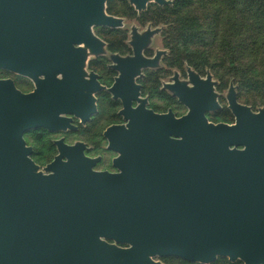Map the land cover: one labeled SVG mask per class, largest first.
<instances>
[{"label":"water","instance_id":"obj_1","mask_svg":"<svg viewBox=\"0 0 264 264\" xmlns=\"http://www.w3.org/2000/svg\"><path fill=\"white\" fill-rule=\"evenodd\" d=\"M106 1L0 0V69L35 84L25 94L0 79V264H264V109L239 104L231 86L235 122L209 123L205 113L219 109L211 76L191 71V87L177 77L167 85L186 115L146 109L133 79L161 56H142L154 31H133V55L111 57L119 76L108 91L127 123L104 136L119 172L93 170L82 143L55 141L43 171L30 158L27 131L75 130L70 116L85 123L95 113L92 93L104 88L83 66L103 43L91 28L122 24ZM151 2L170 3L130 0L138 11Z\"/></svg>","mask_w":264,"mask_h":264},{"label":"rangeland","instance_id":"obj_2","mask_svg":"<svg viewBox=\"0 0 264 264\" xmlns=\"http://www.w3.org/2000/svg\"><path fill=\"white\" fill-rule=\"evenodd\" d=\"M169 5L160 6L154 2L148 3L146 8L138 11L130 3V0H107L105 13L111 17L120 19L122 24L118 28L106 26H93L91 31L103 43L101 54L94 55L87 51L84 71L86 74L94 72L98 75L100 83L105 87L101 92L95 94L96 114L90 121L81 124L73 116V124L77 126L76 131H56L38 128L27 131L24 141L27 147L31 148L30 158L43 171L44 167L51 163L58 154L55 146L56 140H63L66 144L73 145L82 143L86 148V155L100 158L95 170L114 171L112 160L116 153L107 148V140L103 136L104 131L111 125L124 124V119L119 115L121 102L113 99L108 88L112 86L118 77V71L114 70L111 57L113 55L122 58L131 57L133 50L131 46L132 32L144 35L147 31H154L145 48L142 56L152 59L158 52L160 58L153 67H145L135 77V82L140 86V97L147 102V107L156 112L171 110L176 117L185 115L188 108L183 105L171 91L165 88L174 76L181 82L190 84L188 72L191 71L201 78L211 76L213 91L216 94V101L219 109L205 113L209 123L233 124L235 117L228 107L227 96L231 86L234 87L236 99L239 104L247 106L256 113L264 109V85L258 83H239L237 76L233 74L226 65V58L217 54L216 57L205 59L202 48L194 52L183 53L185 48L171 49L168 45L169 24L161 21L164 17V7L173 8L180 0H167ZM160 10V11H159ZM184 48V49H183ZM0 79L13 81L16 88L22 92H30L34 89V82L29 78H23L5 69H0ZM22 81H25L24 83ZM77 122V123H76ZM126 247L125 245H119ZM154 261L162 264H203L189 262L177 257H154ZM208 264H244L240 260L230 261L226 257H217Z\"/></svg>","mask_w":264,"mask_h":264},{"label":"trees","instance_id":"obj_3","mask_svg":"<svg viewBox=\"0 0 264 264\" xmlns=\"http://www.w3.org/2000/svg\"><path fill=\"white\" fill-rule=\"evenodd\" d=\"M160 10L171 49L220 54L239 83L264 85V0H180Z\"/></svg>","mask_w":264,"mask_h":264},{"label":"flooded vegetation","instance_id":"obj_4","mask_svg":"<svg viewBox=\"0 0 264 264\" xmlns=\"http://www.w3.org/2000/svg\"><path fill=\"white\" fill-rule=\"evenodd\" d=\"M155 56H156V55H155ZM155 56H154V57H155ZM154 57H153V58H154ZM156 63H157V62H156ZM155 65H156V64H155ZM111 66H112V65H111ZM141 69H142V68H141ZM141 69H140V70H141ZM83 70H84V66H83ZM114 70H115V69H114ZM116 71H117V70H116ZM84 72H85V71H84ZM91 73H93V74L96 75V81L99 83V85H100L102 88H105V87L100 83V81H99V79H98V75H97L96 73H94V72H91ZM91 73H90V74H91ZM118 73H119V72H118ZM90 74H86V73H85V75H86V80H89V75H90ZM118 76H119V75H118ZM136 76H137V75H136ZM136 76H135V77H136ZM20 77H21V76H20ZM135 77H134V79H133V80H134V83H135L136 85H138V84L135 82ZM175 77H177V76H174V77L172 78V81H171L170 83H166V84H165V88H166L167 90L171 91L170 89L167 88V85H172V84H174V80H173V79H174ZM199 77H200V76H199ZM23 78H24V77H23ZM200 78H201V77H200ZM177 79H178L179 82H181V81L179 80L178 77H177ZM202 79H205V78H202ZM188 80H189V78H188ZM12 82H13V81H12ZM22 82L24 83L25 81H22ZM114 83H115V81H114ZM114 83H113V84H114ZM181 83H184V82H181ZM13 84H14V83H13ZM113 84H112V86H113ZM186 84H187V83H186ZM34 85H35V84H34ZM187 85H188L189 87L192 86L191 83H190V84H187ZM14 86H15V85H14ZM112 86H111V87H112ZM138 86H139V85H138ZM111 87H109V88H111ZM34 88H35V86H34ZM109 88H108V89H109ZM16 89H18V88H16ZM18 90H19V89H18ZM33 90H34V89H33ZM33 90H32V91H33ZM102 90H103V89H100V90H98V91L92 93V97L94 98L95 113L91 114V116H90V118H89L88 121H90L91 117L94 116V115L96 114V111H97V110H96L97 102H96V99H95V94L101 92ZM19 91H21V90H19ZM32 91H30V92H32ZM21 92H22V91H21ZM30 92H22V93H25V94H26V93H30ZM171 92H172V91H171ZM172 93H174V92H172ZM138 97H139L140 100H144V99H142V98L140 97V86H139V96H138ZM115 100H119V101L121 102V100H120L119 98H118V99H115ZM138 105H139V103L136 102V101H133V102L131 103L132 108H136ZM183 105H184V104H183ZM122 108H123V106H122V102H121V109L119 110V112L122 110ZM145 108L148 109V110L153 111V112L156 113V114H167L169 111H171V110H167L166 112H162V113H161V112H156V111H154L153 109L147 107V102H146V101H145ZM216 110H218V109H216ZM214 111H215V110H214ZM171 112H172V111H171ZM188 112H189V109H188ZM188 112H187V113H188ZM172 113H173V112H172ZM187 113H186V114H187ZM186 114H185V115H186ZM119 115H120V114H119ZM173 115H174V113H173ZM120 116H122V115H120ZM174 116H175V115H174ZM183 116H184V115H183ZM70 117H71V116H70ZM175 117H176V116H175ZM181 117H182V116H180V117H176V118H181ZM74 118H75V117H74ZM122 118H123V116H122ZM71 119H72L71 124L75 127V130H69V131H76V130H77V126H75V125L73 124V118H72V117H71ZM75 119L78 120V121L81 123V120H80L79 118H75ZM123 119H124V118H123ZM88 121H86V122H88ZM86 122H85V123H86ZM76 123H77V122H76ZM126 123H127V121L124 120V124H114V125H126ZM81 124H84V123H81ZM225 124H226V123H225ZM114 125H111V126H114ZM229 125H231V124H229ZM111 126H109V127H111ZM109 127H108V128H109ZM108 128H106V130H107ZM106 130H105V131H106ZM65 131H66V130H65ZM105 131H104V132H105ZM103 136H104V133H103ZM104 137H105V136H104ZM105 139H106V138H105ZM106 140H107V139H106ZM56 141H57V140H56ZM62 141H63V140H62ZM63 143L66 144L64 141H63ZM66 145H68V146H73V145H75V144H73V145L66 144ZM108 145H109V143H108V140H107V148H108ZM55 146H56V145H55ZM56 147H57V146H56ZM84 147H85V145H84ZM108 149H109V148H108ZM109 150L112 151V152H114V153H116L115 151H113V150H111V149H109ZM57 151H58V149H57ZM83 153H84V155H85L86 157H88V158H90V159H97V162H96L95 165L93 166V170H95V167L97 166V164L100 163V158H98V157H89V156H87V155H86V148H84ZM58 154H59V152H58ZM58 154H57V155H58ZM116 154H117V156H118V153H116ZM57 155H56V156H57ZM56 156H55V157H56ZM117 156H116V157H117ZM55 157H54V158H55ZM116 157H115V158H116ZM115 158H113V160H114ZM113 160H112V166L115 168V170H114V171H106V170H102V171L109 172V173H118V172H119L118 169L113 165ZM95 171H98V170H95ZM102 171H99V172H102Z\"/></svg>","mask_w":264,"mask_h":264},{"label":"bare ground","instance_id":"obj_5","mask_svg":"<svg viewBox=\"0 0 264 264\" xmlns=\"http://www.w3.org/2000/svg\"><path fill=\"white\" fill-rule=\"evenodd\" d=\"M16 75H18V74H16ZM18 76H21V75H18ZM21 77H24V76H21ZM24 78H26V77H24Z\"/></svg>","mask_w":264,"mask_h":264}]
</instances>
